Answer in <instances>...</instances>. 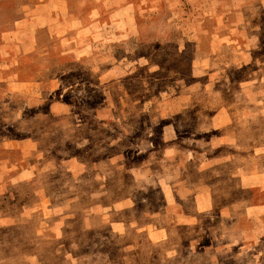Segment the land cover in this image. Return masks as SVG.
Here are the masks:
<instances>
[{"label":"rangeland","instance_id":"374dc122","mask_svg":"<svg viewBox=\"0 0 264 264\" xmlns=\"http://www.w3.org/2000/svg\"><path fill=\"white\" fill-rule=\"evenodd\" d=\"M128 1L124 37L95 50L101 71L39 75L46 54L10 31L40 0H0V264H165V232H196L170 223V194L227 191L237 180L220 170L244 155L260 167L264 0ZM14 76L32 85L10 92ZM213 220L207 231L239 233ZM261 237L205 243L198 264H231L240 244L244 264H264Z\"/></svg>","mask_w":264,"mask_h":264},{"label":"crops","instance_id":"0c3cea01","mask_svg":"<svg viewBox=\"0 0 264 264\" xmlns=\"http://www.w3.org/2000/svg\"><path fill=\"white\" fill-rule=\"evenodd\" d=\"M73 1L40 0L30 8L29 15H23L16 21L10 31L26 33L28 39L24 41V44L29 46L31 44L32 48L41 49L40 53L46 54L49 64L46 68L40 70L39 75L43 74L44 71H55L57 73L74 71L79 73L77 72L79 68H87V64L96 65L97 61L99 63L98 71H101V62L103 61H101V58H96L102 54L96 53L95 50L98 47V51L103 47H107L108 42L111 40L109 39L112 35L110 32L114 31L113 35L118 36V39L115 40H120L126 34L125 29L115 28L114 24L124 22L123 18H126L124 14H128L129 10L134 9L133 4L128 0H87L83 1L82 6L78 8H75ZM79 1L77 2L81 4ZM107 18L112 22H107ZM129 31L130 29L126 32ZM130 36L128 38H131ZM132 39H134V35ZM54 50L56 52H53ZM93 70L97 72L96 69L93 68ZM259 74L264 76V72ZM39 75L36 73L34 77ZM24 82L25 80L16 78V76L11 78L9 82L10 92L14 90L12 86L22 89L27 86L25 83L29 84ZM16 94L23 96L24 93L18 92ZM61 108H65V106H62L59 102L50 105L53 114H58V110H63ZM67 110H70V108ZM19 143H21L20 147L23 151L29 150L28 145L30 142L20 141ZM259 158L261 160L260 167L255 170H252L250 161L247 163L248 158L245 155L242 160H246V165H243L242 170L235 171L236 173L233 174V171L226 167L220 170L226 171L227 176L231 175L237 180V182H233L227 191L217 190L221 192L220 194L216 195V190H212L210 187L206 189L196 187L192 195L189 192L185 195L179 193L176 198L170 187L165 190L172 193L166 199L169 209L175 208L178 211L177 221L175 217L170 216L172 220L170 223L175 225L178 222L177 225L180 228H192V225H194L196 229L195 233H178L176 231L168 234V232H165L162 241L164 243L170 240L173 241L172 248L163 247L162 261L165 264H198L201 259L200 256H203L204 252L209 250L208 246L203 245L205 243L214 245L217 242H227L232 241V239L236 242L240 240L242 243L244 240L247 241L250 236L255 238V234H258L260 240H262L261 234L264 235V153L260 154ZM235 160L231 159L226 163H220L219 166L223 167L227 164V167H230ZM214 168L215 166L212 165L209 169ZM17 171L35 170L31 165H19ZM193 171H196V174L199 175L204 169L198 167ZM187 196L189 197L187 198ZM228 210H231L232 214L231 211L228 214ZM216 217V228H220V225L226 223V221L238 220L234 223H236L237 228L235 229H238L239 233L232 234L226 231L221 232V235L218 236L217 231H207L206 220L214 221L213 219ZM179 242L180 247H178ZM242 245L240 244L239 248L236 249L234 257L230 260L231 264H244V260L250 257L252 252L248 249L245 250ZM218 250L220 249L215 248L216 258L220 260L222 257H226V254L220 253Z\"/></svg>","mask_w":264,"mask_h":264}]
</instances>
